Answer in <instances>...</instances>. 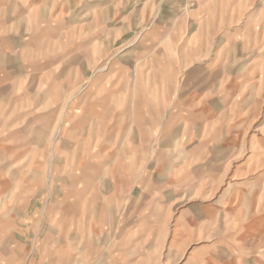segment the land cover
Here are the masks:
<instances>
[{"label": "rangeland", "instance_id": "1", "mask_svg": "<svg viewBox=\"0 0 264 264\" xmlns=\"http://www.w3.org/2000/svg\"><path fill=\"white\" fill-rule=\"evenodd\" d=\"M0 264H264V0H0Z\"/></svg>", "mask_w": 264, "mask_h": 264}, {"label": "crops", "instance_id": "2", "mask_svg": "<svg viewBox=\"0 0 264 264\" xmlns=\"http://www.w3.org/2000/svg\"><path fill=\"white\" fill-rule=\"evenodd\" d=\"M14 42V41H13Z\"/></svg>", "mask_w": 264, "mask_h": 264}]
</instances>
